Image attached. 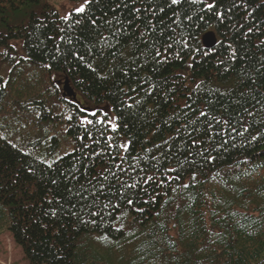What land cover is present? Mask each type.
I'll list each match as a JSON object with an SVG mask.
<instances>
[{
  "label": "trees",
  "instance_id": "1",
  "mask_svg": "<svg viewBox=\"0 0 264 264\" xmlns=\"http://www.w3.org/2000/svg\"><path fill=\"white\" fill-rule=\"evenodd\" d=\"M71 1L0 0V234L27 264H264V0Z\"/></svg>",
  "mask_w": 264,
  "mask_h": 264
},
{
  "label": "rangeland",
  "instance_id": "2",
  "mask_svg": "<svg viewBox=\"0 0 264 264\" xmlns=\"http://www.w3.org/2000/svg\"><path fill=\"white\" fill-rule=\"evenodd\" d=\"M47 3L56 10L59 15L67 17L71 12L76 11L77 8H84V1H71V0H46ZM30 15L28 16V18ZM13 24L15 21L12 22ZM42 83V82H41ZM39 84L40 91L44 89V84ZM41 85V86H40ZM42 87V88H41ZM30 99L29 95H25L22 99H19L20 103H27ZM32 103V102H31ZM21 116L14 118L10 127L6 126V130H9V135L11 140L15 143L22 144L27 146L28 143H33L37 140L38 137L43 139V133L38 134V130L42 129L41 124L45 125L49 121V114L45 107H42V104H29L22 109L20 112ZM51 121L50 125H47V129L52 126L49 131H47V136L56 135L60 139L59 147L54 152L51 159H57L62 156L64 153L70 151L69 136L65 134L63 124L53 123ZM9 127V128H8ZM69 146V148H66ZM41 157L45 158L42 155L43 149L37 151ZM45 160H50L49 156ZM0 264H27V261L24 260V254L22 248L19 247L13 240L9 232H3L0 234Z\"/></svg>",
  "mask_w": 264,
  "mask_h": 264
},
{
  "label": "water",
  "instance_id": "3",
  "mask_svg": "<svg viewBox=\"0 0 264 264\" xmlns=\"http://www.w3.org/2000/svg\"><path fill=\"white\" fill-rule=\"evenodd\" d=\"M202 42H203V45L207 48L214 47L218 42L216 33L214 31L206 32L202 37ZM63 90H64V95H68L70 97L76 98V94L73 92L72 88L69 86L68 81H65Z\"/></svg>",
  "mask_w": 264,
  "mask_h": 264
},
{
  "label": "snow or ice",
  "instance_id": "4",
  "mask_svg": "<svg viewBox=\"0 0 264 264\" xmlns=\"http://www.w3.org/2000/svg\"><path fill=\"white\" fill-rule=\"evenodd\" d=\"M174 2H175V0H174ZM76 11H78V12H82V11H84V8H83V7L77 8ZM89 122H90V121H89Z\"/></svg>",
  "mask_w": 264,
  "mask_h": 264
},
{
  "label": "flooded vegetation",
  "instance_id": "5",
  "mask_svg": "<svg viewBox=\"0 0 264 264\" xmlns=\"http://www.w3.org/2000/svg\"><path fill=\"white\" fill-rule=\"evenodd\" d=\"M61 81H59V83H60Z\"/></svg>",
  "mask_w": 264,
  "mask_h": 264
}]
</instances>
